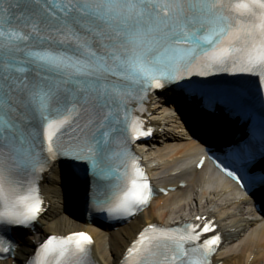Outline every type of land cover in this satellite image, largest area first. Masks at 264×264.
I'll list each match as a JSON object with an SVG mask.
<instances>
[{
  "label": "snow or ice",
  "instance_id": "6c2138e0",
  "mask_svg": "<svg viewBox=\"0 0 264 264\" xmlns=\"http://www.w3.org/2000/svg\"><path fill=\"white\" fill-rule=\"evenodd\" d=\"M219 73L264 83V0H0V234L38 220L35 178L60 157L116 181L98 203L133 216L153 193L129 148L154 134L130 110L138 90ZM217 231L203 215L150 224L120 264H211ZM93 245L85 232L50 235L26 264H91Z\"/></svg>",
  "mask_w": 264,
  "mask_h": 264
},
{
  "label": "bare ground",
  "instance_id": "6f19581e",
  "mask_svg": "<svg viewBox=\"0 0 264 264\" xmlns=\"http://www.w3.org/2000/svg\"><path fill=\"white\" fill-rule=\"evenodd\" d=\"M172 121L178 124H167L164 133L138 146L156 185L166 190L153 199L148 208L122 224L101 227L83 220L71 191L65 213L50 204L46 216L39 219L38 227L18 238V252L0 260V264H10L13 260L23 264L35 244L49 232L68 234L79 230L92 234L94 252L103 264H119L129 241L144 226L151 223L170 225L200 215L215 219L225 235L214 257L215 264H264V217L247 206L248 197L242 198L230 180L207 164L197 165L200 161L197 147L191 139L181 135L187 131L184 121L179 116ZM193 122L194 128L207 139L224 138L223 126L219 123L203 118ZM56 173L57 170H53L45 177L44 192L48 201L51 191L58 188L55 186L59 180Z\"/></svg>",
  "mask_w": 264,
  "mask_h": 264
},
{
  "label": "rangeland",
  "instance_id": "374dc122",
  "mask_svg": "<svg viewBox=\"0 0 264 264\" xmlns=\"http://www.w3.org/2000/svg\"><path fill=\"white\" fill-rule=\"evenodd\" d=\"M10 264H15L14 261H12Z\"/></svg>",
  "mask_w": 264,
  "mask_h": 264
}]
</instances>
